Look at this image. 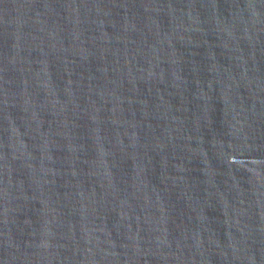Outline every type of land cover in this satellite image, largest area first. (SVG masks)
Here are the masks:
<instances>
[{
    "label": "water",
    "instance_id": "1",
    "mask_svg": "<svg viewBox=\"0 0 264 264\" xmlns=\"http://www.w3.org/2000/svg\"><path fill=\"white\" fill-rule=\"evenodd\" d=\"M0 264H264V0H0Z\"/></svg>",
    "mask_w": 264,
    "mask_h": 264
}]
</instances>
